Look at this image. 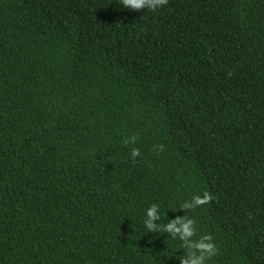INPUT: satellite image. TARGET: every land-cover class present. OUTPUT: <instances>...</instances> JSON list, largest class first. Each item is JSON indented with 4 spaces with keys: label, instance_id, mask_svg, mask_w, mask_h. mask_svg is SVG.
<instances>
[{
    "label": "trees",
    "instance_id": "1",
    "mask_svg": "<svg viewBox=\"0 0 264 264\" xmlns=\"http://www.w3.org/2000/svg\"><path fill=\"white\" fill-rule=\"evenodd\" d=\"M205 234V264H264V0H0V264H181Z\"/></svg>",
    "mask_w": 264,
    "mask_h": 264
},
{
    "label": "clouds",
    "instance_id": "2",
    "mask_svg": "<svg viewBox=\"0 0 264 264\" xmlns=\"http://www.w3.org/2000/svg\"><path fill=\"white\" fill-rule=\"evenodd\" d=\"M119 3L126 9L137 10V9H149L155 11L161 6L167 5L168 0H119ZM139 154L138 149H133L131 155L133 157ZM208 193H204L202 196H194L192 200L184 203L181 208H191L197 205L206 203L210 199ZM146 219L144 225L148 231H156L159 226L153 223L154 220L159 219L161 214L158 205H151L145 210ZM193 221L179 216L170 219L164 226L163 231L170 234H178L181 240H186L193 236ZM188 247L193 249L186 257L181 261V264H205L206 259H210L218 254L216 244L213 242L211 235L205 234L198 241H189Z\"/></svg>",
    "mask_w": 264,
    "mask_h": 264
}]
</instances>
